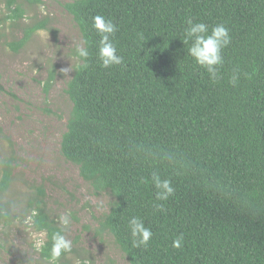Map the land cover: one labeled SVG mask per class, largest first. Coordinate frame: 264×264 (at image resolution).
I'll return each instance as SVG.
<instances>
[{"label": "trees", "instance_id": "16d2710c", "mask_svg": "<svg viewBox=\"0 0 264 264\" xmlns=\"http://www.w3.org/2000/svg\"><path fill=\"white\" fill-rule=\"evenodd\" d=\"M5 1L6 18L17 25L21 6ZM64 8L89 41L90 56L88 68L73 70L66 84L71 111L60 154L96 193L113 197L102 231L128 264H264V0H67ZM96 15L116 25L121 65L100 66ZM189 18L229 30L215 83L182 42ZM45 29V21L23 25L13 50ZM234 68L241 74L235 87ZM53 79L51 72L45 91ZM153 173L171 181L167 201H156ZM12 181V159L0 157V197ZM15 206L0 204V224L35 212L29 227L44 240L37 259L51 264L59 226L44 190L29 194L22 212ZM133 216L152 232L147 246L132 245ZM77 256L72 248L56 264H76Z\"/></svg>", "mask_w": 264, "mask_h": 264}, {"label": "rangeland", "instance_id": "374dc122", "mask_svg": "<svg viewBox=\"0 0 264 264\" xmlns=\"http://www.w3.org/2000/svg\"><path fill=\"white\" fill-rule=\"evenodd\" d=\"M17 3L23 19L14 25L6 18L10 15L6 1L0 0V157H10L13 165L12 185L0 197V204L13 203L15 211L22 212L28 195L42 188L55 216L72 214L67 238L81 254L76 264H128L112 236L101 228L113 197L96 193L82 180L78 168L60 154L71 111L65 89L73 73L61 69L74 68V42L81 37L64 8L67 0ZM44 21L45 30L13 50L12 44L23 36V25ZM51 72L54 79L45 91ZM17 217L11 225L0 224V264H42L36 253L43 236L31 230L23 214Z\"/></svg>", "mask_w": 264, "mask_h": 264}, {"label": "clouds", "instance_id": "9594fccd", "mask_svg": "<svg viewBox=\"0 0 264 264\" xmlns=\"http://www.w3.org/2000/svg\"><path fill=\"white\" fill-rule=\"evenodd\" d=\"M186 23L187 27L184 30L182 42L184 45H188L187 53L195 64L203 68L207 72L209 79L215 83L220 78L219 69L224 63L222 50L230 43L229 30L223 24H218L209 29L207 24L194 22L191 18ZM92 27L99 36L96 55L100 66L107 69L114 65H121L123 63V57L117 55V49L113 42V37L117 31L116 25L112 20L106 19L103 15H96L93 17ZM138 36L141 42L146 39L143 34H138ZM88 44L89 41L83 36L74 42L72 59L76 62L75 68L69 67L61 69L62 73L67 74L71 70L88 68V58L90 56ZM240 75L239 69L234 68L229 83L235 87L238 84ZM245 75L247 76L248 74ZM151 182L156 189V201H167L174 194L175 189L171 181L169 179H162L158 173L152 174ZM153 207L157 211H164L162 203H156ZM35 215L36 213L33 212L32 216H29L25 223H31L32 217ZM71 223V212H65L57 217L59 230L54 232L51 238V264H56L62 254L72 251L73 242L64 234ZM128 228L133 247L147 246L152 237V232L149 228L145 227L140 218L136 216L131 217L128 221ZM41 236H43V233H41ZM182 241L183 237L179 236L173 241L172 246L174 248H180ZM43 244V239L37 241V247H41ZM84 264H88V261H85Z\"/></svg>", "mask_w": 264, "mask_h": 264}]
</instances>
